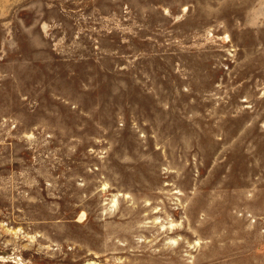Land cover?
Listing matches in <instances>:
<instances>
[{
  "label": "rangeland",
  "instance_id": "rangeland-1",
  "mask_svg": "<svg viewBox=\"0 0 264 264\" xmlns=\"http://www.w3.org/2000/svg\"><path fill=\"white\" fill-rule=\"evenodd\" d=\"M0 264H264V0H0Z\"/></svg>",
  "mask_w": 264,
  "mask_h": 264
}]
</instances>
